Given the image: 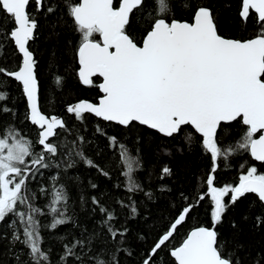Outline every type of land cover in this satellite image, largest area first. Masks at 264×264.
Returning a JSON list of instances; mask_svg holds the SVG:
<instances>
[{
	"label": "snow or ice",
	"instance_id": "6c2138e0",
	"mask_svg": "<svg viewBox=\"0 0 264 264\" xmlns=\"http://www.w3.org/2000/svg\"><path fill=\"white\" fill-rule=\"evenodd\" d=\"M234 4L236 34L229 35L208 0H0V20L5 21L0 23V59L8 42L15 46L13 55L20 56L11 67L0 66V117H10L0 119V240H7L13 264H124L125 259L135 264H264V249L241 256L244 245L218 231L228 209L248 194L264 208V172L255 165L235 184L215 183L218 170L238 153L264 164V0ZM38 15L54 17L53 23L70 22L78 34L76 75L82 85L98 90V98L78 100L66 112L85 131L88 117L102 122L95 124L94 136L107 141L110 160L89 156L87 146L94 139L74 134L62 118L41 109L38 62L31 50L39 34ZM8 78L18 83L26 100L23 119L37 127L35 141L15 127L16 101L7 91ZM62 83L57 75L54 84L59 88ZM111 125L124 129L125 138L135 133L136 144L153 133L181 137L189 146L199 144L210 159L192 193L179 192L174 215L135 234L139 251L129 234L133 224L149 220L141 201L155 204L157 194L170 195L173 189L166 181L174 171L169 164L161 166L154 192L138 176L143 169L140 149L133 152L124 139L109 135ZM236 128L238 138L225 143ZM102 153L97 145L96 157ZM158 154L170 157L172 150L161 144ZM111 159H118L123 177L111 187L123 192L101 198L100 185L89 180L97 194L77 197L89 217H98L90 231L71 209L69 183L83 182L79 176L64 180L69 169L83 165L111 182ZM206 199L211 205L208 224L186 227ZM69 224L79 232L59 236L60 251L53 260L45 233L56 234ZM255 226L264 227V212L255 217ZM181 229L183 238L173 244Z\"/></svg>",
	"mask_w": 264,
	"mask_h": 264
},
{
	"label": "trees",
	"instance_id": "16d2710c",
	"mask_svg": "<svg viewBox=\"0 0 264 264\" xmlns=\"http://www.w3.org/2000/svg\"><path fill=\"white\" fill-rule=\"evenodd\" d=\"M210 5L218 10L225 33L232 35L235 33L233 25V18L235 16V4L234 0H208ZM231 4V7H229ZM40 21L39 34L34 42H32L31 50L35 54L37 60V74L40 81V104L41 109L46 115H56L62 117L67 126L76 135H84L88 139H94L95 144L87 146V154L96 158L98 161L110 160L112 153L107 148V141L102 137L94 136V127L96 123H102L97 121L94 117H88L86 128L80 125L78 121L74 119L72 114L66 112V107L78 100L87 99L96 102L98 98V90L88 86H83L76 75V68L78 65L74 59L73 48L77 43L78 34L72 31L71 24L64 25L60 23H53L54 17H43L38 15ZM4 20H0V23H4ZM11 27V25H8ZM16 52L14 44L8 42L5 45L3 52V59H0V66L11 67L14 63H18L20 60L19 55H13ZM59 75L63 77V83L61 87H56L54 84V78ZM4 79V77H0ZM7 91L12 94L15 99V108L17 116L12 118L14 120L15 127L23 132L26 138H30L33 141L37 139V128L30 124L29 121L24 120L23 116L26 110V100L22 96L21 90L17 82L14 79H7ZM3 120H9L10 117H0ZM109 135H118L129 145V147L135 152L138 147L143 159V169L138 173L140 180L147 186L151 185L154 192L156 186L160 183L158 180V173L163 164H169L173 171L174 177L171 180L166 181L167 185L173 189L172 193L167 196H161L157 194L156 203H145L146 208L149 210V220L145 223L143 220H139L138 224H133V232L130 233L132 244L136 250L139 251L142 247L141 243L135 239V234L139 232L148 231L154 225L159 223L160 217L170 218L174 215L172 205L179 203V192L183 191L186 194L192 193L193 185L197 184L198 178L207 173L210 168L209 156L204 154L200 145L193 143L187 145L184 143L181 137L176 139H166L163 137L155 136L153 133L142 139L139 144L135 143V133L131 137L125 138V130L115 125L107 127ZM147 131V130H145ZM240 129L236 128L232 135L225 136V143L232 141L234 138H238ZM155 136V139H153ZM62 135L59 140L55 142L59 143L63 140ZM161 144L171 148L172 155L162 156L159 155V148ZM97 145L103 149L101 156L96 157ZM183 149L182 151L180 149ZM118 159H111V170L113 173V179L111 182H106L103 178H99L94 170L86 169L83 165H78L75 169H69L65 183H69L71 178L79 176L82 185L69 183L71 189V195L73 201L71 209H74L75 215L81 224L85 225L90 231L95 227V221L98 217H89L85 209L81 208L77 197L83 193L87 198L89 195L97 194L96 190H92L88 187V181L93 180L100 185L101 198L108 196L109 193L113 196H118L123 192L121 189H112L111 185L115 184L117 180H123V177L119 176V169L117 168ZM227 167L222 166L216 173L217 186L224 184H235L238 182L239 175L246 172L247 167L255 165L258 171L264 172V164L254 161L251 156L246 152H241L227 161ZM241 165H244L242 168ZM55 169L51 170L54 174ZM48 170H46L45 178L41 181L47 183ZM200 188H196V192L199 193ZM227 199V198H226ZM111 202V201H109ZM253 205H256L253 207ZM70 209V214H71ZM211 205L209 200L201 201L199 207L195 208L192 213V218L186 227L196 226L198 224L207 225L210 220ZM264 212V208L258 206L257 198L254 194H248L247 197L241 198L236 205L229 208L224 216V222L218 226V231L221 235L231 241L244 245V250L240 255L244 256L245 253H251L255 256L257 251L264 249V227L257 228L255 226V217L258 214ZM248 216L249 219L245 220L244 216ZM236 223V228L232 227V223ZM77 233L79 229H74L72 224L67 226H61L56 234L49 235L45 233L47 243L53 248V260L56 259V255L59 254L60 245L57 243L60 235L65 233ZM184 235V229H181L180 235L173 244H177ZM153 237L150 234L149 240ZM7 240H0V264H13L10 253L7 251ZM17 249L20 245L16 246ZM20 254V253H18ZM22 255V254H21ZM167 259L166 253H161ZM124 264H135L134 260L125 259Z\"/></svg>",
	"mask_w": 264,
	"mask_h": 264
},
{
	"label": "water",
	"instance_id": "95a60500",
	"mask_svg": "<svg viewBox=\"0 0 264 264\" xmlns=\"http://www.w3.org/2000/svg\"><path fill=\"white\" fill-rule=\"evenodd\" d=\"M84 86V85H83ZM76 103V102H75ZM74 104V103H73ZM58 117H60V116H58ZM60 118H62V117H60ZM34 126V125H33ZM36 127V126H35ZM37 128V127H36Z\"/></svg>",
	"mask_w": 264,
	"mask_h": 264
}]
</instances>
